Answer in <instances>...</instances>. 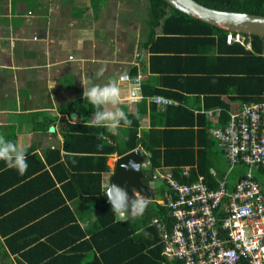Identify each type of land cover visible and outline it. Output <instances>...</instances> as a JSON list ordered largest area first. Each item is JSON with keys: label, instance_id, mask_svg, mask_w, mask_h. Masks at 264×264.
Masks as SVG:
<instances>
[{"label": "crops", "instance_id": "0c3cea01", "mask_svg": "<svg viewBox=\"0 0 264 264\" xmlns=\"http://www.w3.org/2000/svg\"><path fill=\"white\" fill-rule=\"evenodd\" d=\"M149 20V0H0V134L26 144V155L43 162L56 149L62 158L65 124L88 125L93 118L95 108L83 98L85 79L101 86L120 82V107L132 122L137 115L138 135L163 127L160 114L168 105L205 114L220 108H205L208 98L217 97L226 112L240 107L230 83L236 64L217 44L164 34ZM126 74L129 80L122 79ZM136 76L138 89L132 81ZM125 129L106 130L122 141ZM117 156L107 158L104 190L114 168L108 159ZM82 203L74 199L68 205L85 227L95 216Z\"/></svg>", "mask_w": 264, "mask_h": 264}, {"label": "trees", "instance_id": "16d2710c", "mask_svg": "<svg viewBox=\"0 0 264 264\" xmlns=\"http://www.w3.org/2000/svg\"><path fill=\"white\" fill-rule=\"evenodd\" d=\"M195 1L214 9L264 15V0ZM149 15L150 26L160 25L164 34L217 44L223 57L236 64L237 76L230 82L234 98L241 102L261 99L264 38L250 36V50L238 43L225 45L226 31L179 12L163 0H149ZM208 99L205 108L220 107V123L224 124L226 105L217 97ZM160 115L163 127H151L140 135L137 115H132L134 121L122 141L103 127L65 124L64 156L56 149L43 162L28 152V169L23 175L0 161V264H181L161 254L159 228L166 219L165 208L151 202L142 216L121 221L106 203L102 187L104 175L110 172L107 158L138 146L150 153L154 168L171 167L178 177L180 167L189 166L190 178L185 181L199 175L210 178L209 169L221 152L207 133L212 123L206 115L173 105ZM104 134L115 142H107ZM74 199L90 205L94 212V220L85 227L68 205Z\"/></svg>", "mask_w": 264, "mask_h": 264}, {"label": "built area", "instance_id": "2783aa9c", "mask_svg": "<svg viewBox=\"0 0 264 264\" xmlns=\"http://www.w3.org/2000/svg\"><path fill=\"white\" fill-rule=\"evenodd\" d=\"M225 43L251 49L250 35L239 32L226 31ZM123 79L129 80L128 75ZM139 80L140 76L132 80L135 89ZM260 98L227 112L224 124L220 123V108L205 112L212 123L207 133L227 165L222 176L210 168V178L199 175L185 181L190 178L189 166H181L177 177L171 167L154 168L150 153L137 147L144 157V178L152 174L163 187L159 196L153 197V189L147 184L151 188L147 198L166 209V219L159 228L165 260L181 264H264V90Z\"/></svg>", "mask_w": 264, "mask_h": 264}, {"label": "clouds", "instance_id": "9594fccd", "mask_svg": "<svg viewBox=\"0 0 264 264\" xmlns=\"http://www.w3.org/2000/svg\"><path fill=\"white\" fill-rule=\"evenodd\" d=\"M103 71L101 69L97 75H103ZM81 83L83 98L95 108L93 118L87 120L89 127H103L113 133H118L121 127H131L132 120L120 107L122 89L119 81H109L103 86L94 84L88 79L81 81ZM26 153V144L14 142L7 139L5 135L0 134V161L5 162L7 168L16 169L20 175H23L28 169ZM131 167L134 170H140L142 165L133 163ZM133 194L135 198L129 202L127 193L124 190L110 183L106 186L104 196L111 203V211L118 215L121 221L126 220L128 217L142 216L151 203L150 198L141 195L138 191H133Z\"/></svg>", "mask_w": 264, "mask_h": 264}, {"label": "water", "instance_id": "95a60500", "mask_svg": "<svg viewBox=\"0 0 264 264\" xmlns=\"http://www.w3.org/2000/svg\"><path fill=\"white\" fill-rule=\"evenodd\" d=\"M163 1L169 7L221 30L264 38V15L214 9L204 6L195 0ZM73 115L74 113H71L70 117H73ZM49 130L53 131L54 128L50 127ZM143 159V155L137 148L117 156L114 160L113 172L108 177V183L118 186L127 193L129 202L135 198L133 194L135 190L143 196H151V188L143 182L144 175L141 169L134 170L131 167L133 163L141 165ZM106 203L111 205L107 198ZM135 218L128 217L129 220Z\"/></svg>", "mask_w": 264, "mask_h": 264}, {"label": "rangeland", "instance_id": "374dc122", "mask_svg": "<svg viewBox=\"0 0 264 264\" xmlns=\"http://www.w3.org/2000/svg\"><path fill=\"white\" fill-rule=\"evenodd\" d=\"M143 14L146 16L147 13ZM116 157H110V159H108V163L111 164L113 166L114 160ZM113 162V163H112ZM226 163L224 161V159L222 158V155L220 153L217 154L215 160H214V168L219 169L222 173H224L226 171ZM146 174V172H145ZM145 183H147L152 189H153V197H158L159 194L162 192V185L161 182L156 179L155 177L152 176V174L150 175H146L145 178ZM117 219H119L118 215H116Z\"/></svg>", "mask_w": 264, "mask_h": 264}]
</instances>
